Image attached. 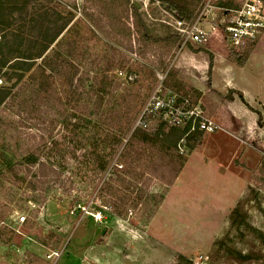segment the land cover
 <instances>
[{
    "label": "rangeland",
    "instance_id": "374dc122",
    "mask_svg": "<svg viewBox=\"0 0 264 264\" xmlns=\"http://www.w3.org/2000/svg\"><path fill=\"white\" fill-rule=\"evenodd\" d=\"M223 3L0 0V59L35 53L66 21L27 70L0 73V264H46L48 249L59 264H264V40L231 49ZM202 13L209 39L183 43L176 21ZM252 53L232 76L259 101L231 122L239 93L211 64ZM161 101L180 108L171 119L194 113L193 148L172 144L150 110Z\"/></svg>",
    "mask_w": 264,
    "mask_h": 264
},
{
    "label": "built area",
    "instance_id": "2783aa9c",
    "mask_svg": "<svg viewBox=\"0 0 264 264\" xmlns=\"http://www.w3.org/2000/svg\"><path fill=\"white\" fill-rule=\"evenodd\" d=\"M227 2L228 5L223 3L221 6H215L220 13V26L216 29L221 38L231 49L240 51L253 42L264 31V0H227ZM203 14L204 13L188 24L182 19L176 21L177 30L181 35L183 43L189 41L198 44L206 42L209 39L210 30L203 26L201 22ZM1 83L2 79L0 78V84ZM176 102L175 100V103ZM162 104V101L158 102L155 109L153 110L151 107L150 110L155 113L159 108L163 109L161 111L162 116L164 115L165 121L171 125L177 126L194 120V118L197 119L193 115L194 113L188 116V121L185 122L180 116L171 119L169 114H174L175 116L181 114L178 110L180 108L175 106H172L174 109L172 107L163 108ZM197 125L201 130L205 129L207 131H212L215 128L212 121L207 120L202 122L198 121ZM61 253V250L48 249L44 254L46 264H59Z\"/></svg>",
    "mask_w": 264,
    "mask_h": 264
},
{
    "label": "crops",
    "instance_id": "0c3cea01",
    "mask_svg": "<svg viewBox=\"0 0 264 264\" xmlns=\"http://www.w3.org/2000/svg\"><path fill=\"white\" fill-rule=\"evenodd\" d=\"M260 39L258 48H260L261 41L264 40V31L258 36ZM216 39V38H215ZM214 39V41H215ZM214 43V42H213ZM212 43V44H213ZM256 52V51H255ZM261 52V51H260ZM259 57V53H252L251 56L247 58V61L243 64H238L236 66H231L229 63L223 61L219 62V59H214L211 64V77L214 80H218L219 84H223L225 88L233 89L239 93V99L231 98L227 100V105H223V116H226V119H229L231 122L245 118L246 112H252L254 108V103L259 100L254 97L250 98L246 92L235 84V80L232 76L234 70L246 71L247 69H252L253 61ZM263 57V56H262ZM241 73V72H240ZM238 101V102H237ZM239 103L241 107H237V110H234V104ZM238 106V105H237ZM236 107V106H235ZM226 114V115H225ZM239 121H237L239 123ZM241 122V121H240ZM243 259V257L241 258ZM243 261V260H241ZM246 261H243L245 263Z\"/></svg>",
    "mask_w": 264,
    "mask_h": 264
},
{
    "label": "trees",
    "instance_id": "16d2710c",
    "mask_svg": "<svg viewBox=\"0 0 264 264\" xmlns=\"http://www.w3.org/2000/svg\"><path fill=\"white\" fill-rule=\"evenodd\" d=\"M66 24V21H63L61 23V25L57 26L55 25V29H54V33L50 34L49 37L46 38V43H44L42 45V47L40 48V50L36 51L35 53L33 52H29V53H24L23 55H17L15 56L11 61V60H6V59H0V73L5 75L6 71H2V68L5 67L6 64H8V68H19L18 64H23L25 65L24 67H21L22 70H27L29 68V65H31V62H33V60H35V58L40 57L45 50L48 48L49 44L52 43L55 38L58 36L59 32L61 31V29L64 27V25ZM50 28V27H49ZM9 94V90L6 89L5 87H0V103L8 96ZM163 126H167L166 122H161L160 123V127ZM196 127L198 128V125H196ZM170 131L169 134L171 136V139L173 140L172 144L176 145V143L183 138V140L187 141L186 145L190 148H193L195 146L196 143H198L199 139H200V131L197 130H191V120L188 121L184 126H169ZM196 135V141L193 142L192 144L188 141H190L191 137H195Z\"/></svg>",
    "mask_w": 264,
    "mask_h": 264
}]
</instances>
